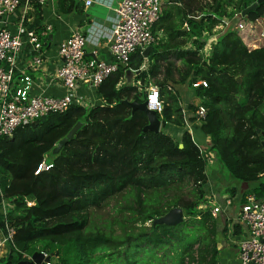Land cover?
Segmentation results:
<instances>
[{"label": "trees", "instance_id": "obj_1", "mask_svg": "<svg viewBox=\"0 0 264 264\" xmlns=\"http://www.w3.org/2000/svg\"><path fill=\"white\" fill-rule=\"evenodd\" d=\"M253 3L166 0L152 30L156 38L158 32L162 35L147 57V74L141 70L143 56L136 52L125 69L96 89L99 105H72L62 114L18 128L10 138H0V190L12 200L5 223L0 215V230L7 224L15 231L0 264H17L23 255L35 252L50 256L51 264H218V225L209 212L200 211L206 204L207 161L185 129L176 87L206 83V88L193 89L200 105L192 104L188 111L193 115L198 107L205 109L200 131L208 139L207 149L234 180L249 186L239 195L241 204L248 195L263 201L264 47L248 50L229 27L205 57L200 54L216 27ZM29 5L38 15L37 0H29ZM57 8L70 14L76 5L59 0ZM259 20H264V2L241 22ZM192 40L194 46L183 49ZM170 54L182 67L176 79L166 63ZM161 68L163 78L158 81ZM127 71L133 76L138 72L139 87H119ZM147 76L163 104L162 113L156 114L158 133L143 132L147 116L127 105L145 102ZM78 123L74 138L52 156ZM236 193L232 189L230 197ZM117 196L130 201L129 220L140 225V233L114 235L90 222L91 209L100 210ZM173 209L182 211V224L153 227L154 219ZM226 232L222 228V234ZM240 233L241 226L234 224L232 235Z\"/></svg>", "mask_w": 264, "mask_h": 264}, {"label": "built area", "instance_id": "obj_2", "mask_svg": "<svg viewBox=\"0 0 264 264\" xmlns=\"http://www.w3.org/2000/svg\"><path fill=\"white\" fill-rule=\"evenodd\" d=\"M164 0H120L116 10V22L113 26L108 43V51L112 63L102 60H84L85 38L78 31H74L69 38L57 50V55L62 64L56 73V79L64 90L62 97L55 98L31 93L33 82L27 75L20 74L17 86L13 83L16 73V57L21 52L25 43H28L36 53L39 49V37L46 38L50 32L47 27L39 36L34 31L18 27L12 34L4 27H0V138H10L20 128L34 123L51 114H62L72 105H84L77 94L79 85H86L88 89H96L111 75L128 66L130 57L136 52L155 43L152 33L154 25L161 16L162 2ZM45 0H38L43 4ZM23 4L22 20L29 7V0H0L1 19L12 15ZM85 6H90L92 0H84ZM241 17L235 16L232 21L224 20L223 27L227 30L232 27L238 34L251 24L236 22L235 28L232 22ZM254 24V23H253ZM243 39V38H242ZM259 43L257 48L264 47V30L253 41ZM243 44L245 45L244 39ZM252 44V48L256 46ZM248 47V46H247ZM255 48V49H257ZM39 53V52H38ZM42 63L37 53L31 60L29 68L36 70ZM206 88L203 81L192 84V88ZM146 108L155 114H161L163 104L159 98L156 87L146 90ZM197 120L203 121L206 111L198 107L195 112ZM202 151V150H201ZM203 153V151H202ZM205 159L207 156L204 154ZM12 200L5 199L0 190V214L6 222V210L12 207ZM32 203L27 202V206ZM229 206V202H226ZM207 205L200 206L201 212H209ZM210 214L216 218L220 214L218 207H211ZM235 223L244 227V232L236 243L240 264H264V200H256L253 196H247L235 214ZM0 236V255L12 244L15 231L7 224ZM44 257L48 255L44 254ZM30 260V256L23 255ZM45 264H51L45 263Z\"/></svg>", "mask_w": 264, "mask_h": 264}, {"label": "crops", "instance_id": "obj_3", "mask_svg": "<svg viewBox=\"0 0 264 264\" xmlns=\"http://www.w3.org/2000/svg\"><path fill=\"white\" fill-rule=\"evenodd\" d=\"M58 1L59 0H45L43 4H39L37 0V3L40 5L41 9L38 15L36 14V11L32 9V6L29 5V7L27 8V19L24 21V24L21 22L23 4L20 5V7L12 15L1 19L0 27H4L12 34H14L17 31L18 27L21 26L22 28H25L27 30L34 31L36 35L39 36L47 27H50V32L46 38L39 37V49L36 52L38 55H40L42 60L39 68H37L36 70H32L29 68L31 60L36 53L28 43L24 44L23 49L17 55L16 73L13 83L14 88L17 86L18 79L21 76L20 74H23L29 76L34 84L31 90L32 94L51 96L55 98L62 97L64 94V90L61 83L56 79L55 76L62 64L61 59L57 55V50L63 43L66 42V40L74 31L80 32L86 40L84 46L85 61L102 60L106 63H112V58L108 51V43L113 26L116 22V10L118 8L120 0H92V4L90 6H85L84 0H72L76 5V10H73V12L70 14H63L58 10ZM165 3L166 0L162 2V8ZM235 24L236 23L234 20L232 22V26H235ZM250 26L252 27V30L246 27V32L242 36L244 37L245 47L248 50H254L255 48H257L259 43L253 44V42L251 41L252 36L255 35V37L257 38L258 35L264 30V20H259L254 24H251ZM156 35L157 38L154 36L155 43L147 47L150 50L147 52L146 56H143V52L140 53V55H142L144 59V65L142 66L141 70L146 74L148 68L147 57L151 53L152 47L157 46L158 38L161 37L162 33L158 32ZM246 36L250 39V43L246 41ZM192 42L193 40L189 41V43H187L186 47L183 49L192 48V46H194ZM252 44L256 47L252 48ZM210 45L211 44L209 41L208 43L206 42L204 49L200 53L203 57L207 55L205 53V49H207V46L210 47ZM166 63L172 65V68L170 69V76L176 79V75L178 73L177 71L182 68L180 61L177 60L172 54H170L166 59ZM164 66L165 64H161V67ZM160 71L161 73L158 76V81H161L163 78L162 68L160 69ZM137 75L138 72L135 76ZM125 76L126 79H124L120 83L119 87H122L124 84L139 87L140 82L135 80V76H133L132 74L128 76L125 74ZM146 78H148L147 89L149 87H156L158 89L152 79H149V76H147ZM173 89H175V87ZM183 89L187 88L182 86L176 87L178 93V105L182 109L185 129L192 137L191 127L194 128L196 139H193V137L192 139L203 151V154L207 156V184L205 187V199L206 202H211V207H218L220 209V214H218L216 218H213L211 216L217 223V227H219V230H221L222 232V228L226 227L227 229V232L223 234V236L221 235L222 237L215 236L216 247L218 244L217 237H219L221 240H224L225 244L222 249H219V247H217V250L219 251L218 264H240L236 243L245 229L240 225L241 233L239 236L235 237L232 235V228L235 223L234 213H237L238 207L241 205L239 195L247 191L249 186L247 185V188H244L243 184L240 183H238V187L232 186L228 189L219 186L218 182H220L221 168L217 167L216 165L218 161L216 160L214 153L210 152L207 149L208 139L200 131V121L197 120L195 114L196 111L193 115H191V113L188 111V107L192 104L195 106H199L200 99L195 97L194 91L192 89H188L187 92H185V90L183 91ZM77 94L82 97L80 99L81 101L83 100L84 105L91 106L100 104V100L96 97L95 91H93L92 89H88L86 85H79ZM190 117H193L195 119L192 124L188 122V119ZM171 131L172 130H170V132ZM232 189L237 191L234 198L230 197V191ZM227 201L230 204L229 206L226 205ZM206 207H208V211L210 213L211 208L208 205ZM221 232L220 234H222ZM1 234L2 233L0 230V236ZM7 251L8 250L6 248L0 255V258L5 257Z\"/></svg>", "mask_w": 264, "mask_h": 264}, {"label": "rangeland", "instance_id": "obj_4", "mask_svg": "<svg viewBox=\"0 0 264 264\" xmlns=\"http://www.w3.org/2000/svg\"><path fill=\"white\" fill-rule=\"evenodd\" d=\"M236 22L243 23L240 21V18H238L237 21L235 20V23ZM235 27L236 26H234V28ZM245 32H246V30H244L240 34H238V32H237L239 38L244 39V37L242 35L245 34ZM225 33H226V29L221 24L215 28L214 35L209 37L208 41L210 42L211 45H213V43H215L217 40H219L223 35H225ZM255 38H256L255 35H253L251 41L253 42L255 40ZM208 41H207V43H208ZM246 41L250 43V39L247 38V36H246ZM211 45H210V47H212ZM210 47L207 46V49H205L206 54L208 53ZM191 89L193 90L192 86H191ZM184 90H185V92H187L188 89H183V91ZM191 130H192L193 139H196V136L194 134V128L191 127ZM167 131L170 132L169 129H167ZM170 133H174V132L171 131ZM197 138H198V136H197ZM216 165H217V167L221 168L220 182H218L220 187L228 189L232 186L233 187L239 186L238 182L236 180H234L228 174V172L225 170V168L219 162H217ZM206 203L211 208V206H212L211 202H206ZM218 205H219V203H218ZM129 206H130V201H126V198L124 196H117L116 198L112 199L107 204H105L100 210L91 209L89 211L90 222H93V226L95 228H98V229L108 228L114 235H121L124 232H127V233L133 232L134 234H136V233L138 234V233H140L141 227L139 224H136L135 222H130L129 219H130L131 213L127 210V208ZM234 216H235V213H234ZM149 225L150 224L147 223L144 226L148 227ZM153 227H156V226L153 225ZM220 232H221V230H219V227H217V233L218 234L216 236L222 237L223 234H220ZM217 243H218L217 247H219V249H222L225 245L224 240H221L219 237H217ZM52 263H53V261H52Z\"/></svg>", "mask_w": 264, "mask_h": 264}, {"label": "water", "instance_id": "obj_5", "mask_svg": "<svg viewBox=\"0 0 264 264\" xmlns=\"http://www.w3.org/2000/svg\"><path fill=\"white\" fill-rule=\"evenodd\" d=\"M264 0H255V3H253L250 7H248L246 10L242 11L240 14L241 18H244L246 13L249 11L254 10L258 5L262 4ZM149 48L144 49L143 51V56H146L147 52L149 51ZM131 72L128 71L126 75H130ZM239 78H237V82L239 83ZM127 103V102H126ZM129 108L132 110V112L135 111H142L148 118V125L143 129V132H152V133H158L160 130V121L158 120L156 114L152 111H149L146 108V102L143 103H138V102H132V103H127ZM80 128V124H76L70 132L67 134V136L62 139L61 141L58 142L57 146L53 149L51 152L52 156H57L62 148L69 142L71 141L75 133L78 131ZM259 133V131H257ZM263 141L261 142V146L264 151V133L261 134ZM179 148H182L180 145ZM244 188H247V184H243ZM184 222V217L183 213L180 209H173L169 211L166 215L156 218L153 221L154 226H166V227H176ZM51 261V257L47 256L44 257L42 253L35 252L31 255L30 260H22L18 262L17 264H45L49 263Z\"/></svg>", "mask_w": 264, "mask_h": 264}, {"label": "clouds", "instance_id": "obj_6", "mask_svg": "<svg viewBox=\"0 0 264 264\" xmlns=\"http://www.w3.org/2000/svg\"><path fill=\"white\" fill-rule=\"evenodd\" d=\"M43 254V253H42ZM23 257V256H22ZM31 257V256H30ZM24 259V258H23ZM24 260H26V259H24ZM50 263H51V261H50Z\"/></svg>", "mask_w": 264, "mask_h": 264}]
</instances>
